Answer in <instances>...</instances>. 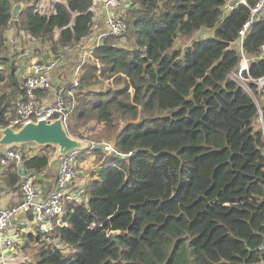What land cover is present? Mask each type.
<instances>
[{"label":"trees","instance_id":"16d2710c","mask_svg":"<svg viewBox=\"0 0 264 264\" xmlns=\"http://www.w3.org/2000/svg\"><path fill=\"white\" fill-rule=\"evenodd\" d=\"M39 1L0 0V130L24 96L7 31L54 56L92 36L94 0L54 1L47 15ZM228 1L139 0L123 15L131 46L107 36L82 64L66 133L82 139L91 122L109 130L121 123L108 143L115 155L72 154L97 160L86 201H66L64 225L29 264H264V88L254 91L256 103L229 78L240 62L233 45L257 0L225 13ZM206 30L211 36L174 48ZM263 47L262 20L243 41L254 80L264 78ZM109 80L112 87L94 88ZM53 151L23 156V169L41 173ZM18 183L13 162L0 166V184Z\"/></svg>","mask_w":264,"mask_h":264},{"label":"built area","instance_id":"2783aa9c","mask_svg":"<svg viewBox=\"0 0 264 264\" xmlns=\"http://www.w3.org/2000/svg\"><path fill=\"white\" fill-rule=\"evenodd\" d=\"M138 3L139 0H94L95 12L102 19L103 30L95 40L89 42V49L80 55L81 61L73 70L69 84L58 89V94L52 102L42 104L39 93L50 90L52 86L50 77L58 61L33 65L30 73L22 81L24 96L14 105L15 119L10 122V125L17 129L29 121L58 119L66 130L69 116L76 106V94L82 64L88 58L93 60V51L102 44L104 38L122 36L125 33L126 24L123 15L132 8H137ZM239 4L238 0H229L223 7V11L229 12ZM262 20L264 21V0H257L249 8V17L239 31L238 38L233 45L238 51L240 62L237 68L230 73L229 78L250 96L253 90L252 86L257 93L264 88V78L254 80L247 75L250 60L244 54L243 41L250 26ZM20 34L23 35V32ZM41 148L42 146L31 143L19 147H7L0 151V166L5 167L10 162L21 165L23 156L30 158L38 155L41 153ZM105 150L112 151L113 149L110 145H106ZM74 163L75 156L72 154L59 159L58 174L54 186L40 200L38 198L41 191L33 182V178L24 177L22 179L20 183L21 203L14 208L0 207V248L18 250L20 245L6 237L10 222L18 213L31 214L45 234L51 233L57 226L64 225L62 217L65 214V203L68 199L67 191L71 181L75 178ZM258 249L264 252V240ZM11 261H13L12 258Z\"/></svg>","mask_w":264,"mask_h":264},{"label":"crops","instance_id":"0c3cea01","mask_svg":"<svg viewBox=\"0 0 264 264\" xmlns=\"http://www.w3.org/2000/svg\"><path fill=\"white\" fill-rule=\"evenodd\" d=\"M57 2L64 3V0H55ZM21 4V8L23 7V2ZM15 5V4H13ZM40 6H44L43 4ZM20 8V10H21ZM19 10V11H20ZM101 30H103V22L100 21ZM7 49L14 60L16 62V76L19 81H23L24 77H26L33 65L35 64H47L51 60L55 59L59 62L60 59H63V62H59L60 64H56L52 74H51V83L52 86L50 90L46 92L39 93L40 102L42 104H48L52 102L56 95L58 94V89L61 86H66L70 80L72 79V72L78 63L81 61V54L89 49V44L87 42H92L95 40V37L88 38L89 40L85 42V40L81 41L75 48L74 51L67 50L64 55L54 56L50 53V50L47 46H40L38 43L30 44L26 42L24 36L20 33H17L14 27L10 28L7 31ZM207 38V37H205ZM83 42H85L83 44ZM25 49V52L21 54L19 57L14 56V51H21ZM65 64V66H64ZM75 64V65H74ZM74 65V66H73ZM1 87V86H0ZM0 91H3L2 87ZM83 159L94 161V156L90 154L81 155ZM90 156H93L92 159ZM11 163V162H10ZM15 164V163H14ZM50 165L48 168L41 173L34 174L33 172H29L23 169L20 164H15L18 168L19 175V183L17 189H10L6 186L0 184V207L4 208H14L17 207L21 201L22 196L20 192V183L22 179L25 177H32L33 182L39 187L41 191V195L38 200L42 199L45 194L54 186L56 181V177L58 174V162L54 161L53 157L50 159ZM7 167V166H5ZM98 167H95L97 170ZM94 169L91 172L95 171ZM90 173V171H85V174ZM90 175V174H89ZM79 178V176H78ZM75 178L71 181L67 196L68 200H75L77 202L86 201V196L84 195L85 186L90 181V177L87 175L83 178L82 187H77L74 185L76 182L79 183V179ZM90 178V179H89ZM52 233V232H51ZM45 234L39 227V225L34 221L31 214L18 213L10 222L9 229L6 232V237L14 240L20 246L18 250L12 251L10 248H0V264H29L34 261L38 250L42 241H47L46 238L51 234ZM48 242V241H47ZM11 258L13 261H11Z\"/></svg>","mask_w":264,"mask_h":264},{"label":"water","instance_id":"95a60500","mask_svg":"<svg viewBox=\"0 0 264 264\" xmlns=\"http://www.w3.org/2000/svg\"><path fill=\"white\" fill-rule=\"evenodd\" d=\"M21 6L19 3L13 6V17L17 16ZM27 143L42 147H53L55 149L53 159L56 162L60 158L73 153L104 150L106 147L98 144H87L79 139L68 136L62 123L58 119L53 121H29L17 129L9 125L0 130V151L10 146L19 147ZM111 155H115L113 150L111 151ZM112 240H115L114 236H112Z\"/></svg>","mask_w":264,"mask_h":264},{"label":"rangeland","instance_id":"374dc122","mask_svg":"<svg viewBox=\"0 0 264 264\" xmlns=\"http://www.w3.org/2000/svg\"><path fill=\"white\" fill-rule=\"evenodd\" d=\"M55 0H40L38 2V5L36 6V9L37 11L42 14V15H47L49 14L51 11H52V4ZM62 1V0H61ZM238 3L242 4V3H245L244 0H238ZM44 5V6H40V5ZM136 9V8H135ZM132 10H134V8H132ZM93 13H94V27H93V30H92V36L93 37H97L101 31V26H100V21H102L101 17L95 12V8L93 7ZM127 20V18H126ZM211 32L206 30V31H202L200 33H197L192 39L186 41V40H178L176 43H175V49H178L179 51H183L187 46H189V44L193 41H196V40H200L201 38H205L207 36H211ZM127 33L125 35H122L121 37H119V39L117 40V45H119L120 47H123V48H129L131 46V43L129 40H127ZM91 36V37H92ZM90 37V38H91ZM89 39L85 40V42H87ZM83 42V44L85 43ZM30 44H34L33 42H29ZM89 44V42H87ZM76 48V47H75ZM75 48L71 49V51H74ZM22 49V48H20ZM15 54L14 56H20L21 54H23L25 52V49H22L21 51H14ZM66 51H63L60 55H64ZM55 59L51 60V61H54ZM85 61H89V58L86 59ZM59 62H63V59H60ZM58 62V64H60ZM75 65V64H74ZM73 65V66H74ZM65 66V64H64ZM111 86L112 87V83H111V80L109 81H102V83L100 84H97L94 86V88L98 91L100 90H103L105 89L106 87L108 86ZM2 87V86H1ZM0 87V88H1ZM262 90V89H261ZM260 90V91H261ZM254 91H256L255 89L252 90V98L256 101L257 103V100H256V95L254 96ZM261 93H264L261 92ZM259 93V98L262 100V97H264L263 94ZM263 95V96H262ZM264 100V98H263ZM257 123H259L261 125V122L260 120H257ZM121 126V123H115L114 124V129L112 130H109L107 129L106 126L104 125H101V124H97V123H94V122H91L89 123L85 128L82 129V133H83V138L82 139H79L87 144H91V145H95V144H98V145H102V146H106L108 145V143H112V139L115 137L117 131L119 130ZM96 142H100V143H96ZM54 149V148H53ZM104 151H106L104 149ZM49 152H51V149L49 150ZM55 152V149L54 151L52 152L54 154ZM82 156H78V158L76 159L75 157V163H74V169H75V180L78 178L79 176V183L76 182L75 184V180H74V185L77 187H82V182L84 181L83 178L87 175L88 177L91 178V170H95V167H97V160L94 158V161L91 160V161H88V160H85L83 158H81ZM91 159L93 156H90ZM85 171H90V173L88 174H85ZM90 174V175H89ZM89 178V179H90ZM85 183V181H84ZM34 257H35V254H34Z\"/></svg>","mask_w":264,"mask_h":264}]
</instances>
